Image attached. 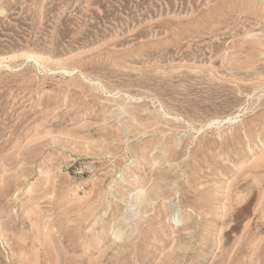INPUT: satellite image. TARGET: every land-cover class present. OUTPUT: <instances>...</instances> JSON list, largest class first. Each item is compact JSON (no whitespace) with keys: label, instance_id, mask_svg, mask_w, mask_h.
Listing matches in <instances>:
<instances>
[{"label":"rangeland","instance_id":"rangeland-1","mask_svg":"<svg viewBox=\"0 0 264 264\" xmlns=\"http://www.w3.org/2000/svg\"><path fill=\"white\" fill-rule=\"evenodd\" d=\"M0 264H264V0H0Z\"/></svg>","mask_w":264,"mask_h":264}]
</instances>
